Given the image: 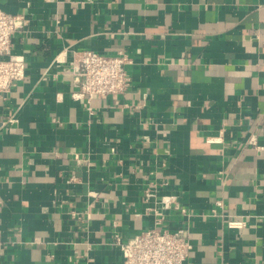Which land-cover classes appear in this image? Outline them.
I'll use <instances>...</instances> for the list:
<instances>
[{"label": "crops", "instance_id": "obj_1", "mask_svg": "<svg viewBox=\"0 0 264 264\" xmlns=\"http://www.w3.org/2000/svg\"><path fill=\"white\" fill-rule=\"evenodd\" d=\"M0 9L23 16L12 54L26 65L0 93V264H121L114 233L153 225L147 190L186 209L166 219L185 220L184 264H264V0ZM86 49L128 54L130 88L72 99L70 67L54 59Z\"/></svg>", "mask_w": 264, "mask_h": 264}, {"label": "built area", "instance_id": "obj_2", "mask_svg": "<svg viewBox=\"0 0 264 264\" xmlns=\"http://www.w3.org/2000/svg\"><path fill=\"white\" fill-rule=\"evenodd\" d=\"M23 30V16L8 14L0 9V93L8 92L12 86L25 77V61L22 56L12 54V38ZM65 61L58 54L54 63H66L71 70L73 84L71 93L74 100L89 101L93 97H106L123 94L131 86L127 67L133 60L125 52L109 55L91 49L72 51L65 54ZM92 115L90 107L87 108ZM247 144L256 150L263 147L251 136ZM147 197L155 199L149 214L154 217L152 227L122 239L117 233L113 235V244L118 247L122 257L121 264H184L191 250L188 228L183 219L181 226L170 230L166 225L169 211H177L186 218V209L180 205L174 194L158 196L155 190H147ZM228 228H241L242 222L230 221Z\"/></svg>", "mask_w": 264, "mask_h": 264}]
</instances>
